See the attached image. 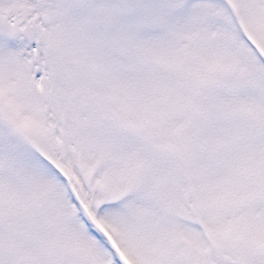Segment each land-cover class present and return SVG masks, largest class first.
Listing matches in <instances>:
<instances>
[{
    "label": "snow or ice",
    "instance_id": "obj_1",
    "mask_svg": "<svg viewBox=\"0 0 264 264\" xmlns=\"http://www.w3.org/2000/svg\"><path fill=\"white\" fill-rule=\"evenodd\" d=\"M0 264H264V0H0Z\"/></svg>",
    "mask_w": 264,
    "mask_h": 264
}]
</instances>
